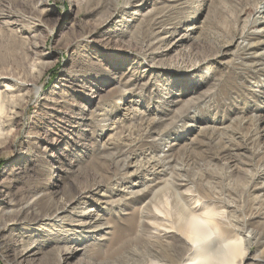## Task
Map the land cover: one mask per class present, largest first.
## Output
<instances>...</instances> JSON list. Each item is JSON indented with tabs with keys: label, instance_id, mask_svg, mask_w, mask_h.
Here are the masks:
<instances>
[{
	"label": "rangeland",
	"instance_id": "obj_1",
	"mask_svg": "<svg viewBox=\"0 0 264 264\" xmlns=\"http://www.w3.org/2000/svg\"><path fill=\"white\" fill-rule=\"evenodd\" d=\"M130 1L0 0V36L18 34L28 50L27 67L46 66L37 84L23 79L21 90L28 93V102L13 127L19 133L0 153V222L34 218L37 214L25 211L29 202L43 192L49 201L67 199L72 183L81 187L102 182L99 191L80 196L73 205L109 216L111 210L96 207L93 199L109 187L120 193L143 181L151 149L149 141L141 143L127 171L142 172L119 183L104 177L111 173L103 168L102 157L141 140L150 122L157 131L155 152L182 157L167 164L168 173L158 174L156 181L190 179L188 185H202L206 205L225 211L228 223L239 227L248 256L244 263L264 264L252 259L264 256V161L254 153L264 147V69L252 70L258 58L245 51L248 43L264 40V0ZM30 7L36 9L33 15ZM154 14L162 24L158 30L166 26L167 32L146 52L149 31L144 23ZM263 50L264 43L257 52ZM2 79V85L13 83L9 77ZM120 86L130 92H120ZM188 109L189 115L180 116ZM255 131L261 140L253 145L246 135ZM208 135L216 136L211 144ZM227 137L240 145L235 159L226 164L211 154ZM33 177L46 188L24 196ZM217 225L221 233L223 226ZM20 227L3 232L0 264L19 263L16 235H28L24 237L33 243L43 240L50 228L43 221ZM95 240L89 236L85 243ZM54 246L42 245L41 251L56 253ZM24 264H56V258L42 254Z\"/></svg>",
	"mask_w": 264,
	"mask_h": 264
},
{
	"label": "bare ground",
	"instance_id": "obj_2",
	"mask_svg": "<svg viewBox=\"0 0 264 264\" xmlns=\"http://www.w3.org/2000/svg\"><path fill=\"white\" fill-rule=\"evenodd\" d=\"M138 1L131 0L129 4L136 5ZM28 10H31L30 12L33 15L36 9L30 7ZM147 14L148 12L144 13L143 16ZM147 20L151 21L144 23L147 24L149 31L146 52L155 43L160 42L164 38L163 33L167 32L166 26L162 28L163 30H158L162 24L158 25L160 21L155 17V14L148 17ZM262 43H264V40L250 42L245 46L248 56L258 58L252 61V70L264 69V50L257 52ZM23 44V38L16 33L8 32L0 36V86L3 87V89L0 88V153L5 148L7 149L19 133V129L13 127L18 126L23 114L22 107L28 102V93L21 90V87L25 85L23 79L32 78L34 83L37 84L46 69V66L42 68L38 66V68L37 65L27 67L26 55L28 50L23 47ZM242 68L244 69V67ZM20 75H22V78H20ZM7 77L13 83L2 85L4 81L2 78ZM17 91L18 93L15 94ZM119 91L130 92V88L120 86ZM191 111L188 109L185 111L186 113H180V116L189 115ZM156 132V129L149 122L141 140L138 139L130 145L126 144L121 149H110L111 155L102 157L103 168H107L106 171L111 173L110 176H104L106 179L118 183L128 180L132 175L142 172V168H140L141 171L136 169L130 173L127 168L131 166V158L133 154H137V149L140 148L141 143L145 140L149 141L147 145L151 151H148V166L144 168L145 179L139 184L135 182L124 189H119L120 193L115 192V188L109 187L108 192L100 193L101 196L95 200L93 199V205L96 207L111 210L109 216L106 217L104 214L96 212L97 210L94 207L79 210L73 205L80 196L87 197L90 192L98 190L103 185L102 182L88 183L81 187H78L76 183H72L70 184L72 185L70 187L72 195L67 199L61 198L58 202L49 201L44 198L45 193L43 192L40 197H35L32 202H29L25 206V211L31 210L33 214H37L34 218L17 217L12 218L9 222H0V240L2 242L5 241L3 232L13 230L19 226L25 227L30 222L43 221L46 226L52 228V230L50 228L46 229L49 234L45 235L46 237L43 240L33 243H28L26 237H24L28 235H16L14 242L18 248H15L14 251L19 260L18 264L31 262V260L42 254L46 257L49 254L54 255L56 264H70L71 258H74L78 253H81V256L72 264H239L237 262L238 258H241V263H244L245 258H248V256H246L247 253L244 252L242 246L243 241L242 237L239 236V227L236 223L231 226L232 220L229 221L230 224L228 223V215L225 211H218L206 205L202 185L193 184V186H190L188 185V183H191L190 179L188 181L183 179L170 181L169 178H160L156 181L158 174H164L167 171V164H170L171 161L173 164L174 161L182 159L181 157L180 160H177L179 158L178 154L169 152L158 155L155 152L158 146L156 137H154ZM247 136L254 141L253 145L261 140L258 131L249 133ZM208 138L210 141L208 140L207 144H211L216 136L208 135ZM239 145L238 142L233 143L227 137L211 156L224 159L227 164L235 159V150ZM107 148L111 147L108 146ZM254 153H258L260 159L264 161V147H259ZM176 166L178 165L176 164ZM258 167L259 170L263 169L260 166ZM37 179L33 177L27 183L24 188V196L34 190H45L46 185ZM116 195L118 197H115ZM146 198L148 200L144 204L140 206L132 205V203ZM20 203L21 201L19 203L10 202V205L16 206ZM39 207L41 209L37 211ZM118 207L122 208V211H118ZM126 208H129V210H126ZM11 211L16 212L18 209L12 208ZM18 213L20 214V211ZM71 213L78 214L77 218L72 217ZM254 214H258V212L255 211ZM79 216L87 219L81 220ZM251 217L253 216L251 215L249 219ZM217 224L223 226L221 233H218ZM89 236H94L96 240L85 243L86 238ZM76 240L83 242L73 244L72 242ZM50 243L56 244L58 251L56 253L53 251L42 252V245ZM60 243L64 245H59ZM252 259L263 261L264 256Z\"/></svg>",
	"mask_w": 264,
	"mask_h": 264
}]
</instances>
